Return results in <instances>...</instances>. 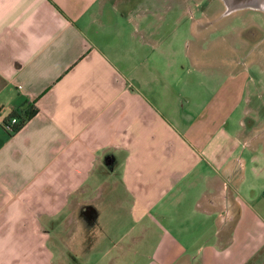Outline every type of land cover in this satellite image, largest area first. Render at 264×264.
I'll return each instance as SVG.
<instances>
[{
  "label": "crops",
  "instance_id": "obj_1",
  "mask_svg": "<svg viewBox=\"0 0 264 264\" xmlns=\"http://www.w3.org/2000/svg\"><path fill=\"white\" fill-rule=\"evenodd\" d=\"M138 10L0 0V264H264V134L247 130L248 109L236 128L218 88L187 96L170 38ZM232 51L231 76L264 42L247 61ZM208 54L185 56L199 68ZM29 106L38 114L10 135Z\"/></svg>",
  "mask_w": 264,
  "mask_h": 264
},
{
  "label": "rangeland",
  "instance_id": "obj_2",
  "mask_svg": "<svg viewBox=\"0 0 264 264\" xmlns=\"http://www.w3.org/2000/svg\"><path fill=\"white\" fill-rule=\"evenodd\" d=\"M131 1L134 7L139 4V12L143 11L146 4L149 5V12L143 17L149 18L142 28L148 25V32L156 33L165 39L170 38V62L173 64L174 61H177L184 65L185 71L182 79L186 80V84H189L187 85L189 90L185 89L186 95L189 97L193 95L190 86H198L199 92L201 83L213 91L218 88L219 98L236 102L235 112H232L235 116L236 128H238V120L243 115V111L248 109V116L245 118L247 130L253 128L257 130L256 133L263 132L264 134V57L262 52L257 51V54L251 58L252 62L253 60L256 62L250 64L248 71L239 70L233 75L234 77L229 75L226 72L227 69L223 67L225 66L223 59H230L233 53L232 49L236 50V58L241 54V58L247 61L244 55L255 44L254 42L248 44L246 35L251 32H260L261 36L264 35V14L257 11L228 13L223 0ZM151 2L155 5L153 6ZM168 7L169 9H167ZM143 15L142 13L141 16ZM139 20L142 21V18ZM200 20H209L210 23H213L212 30L205 32V35L208 36L206 40L195 38L192 34L191 25ZM141 34L142 32L139 33V35ZM223 36L226 37L225 44L221 39ZM251 38L253 39V36ZM198 48L208 50L209 54L205 60L206 63L195 68L186 57V52L194 53ZM243 73L246 77L242 75ZM257 178V175H251L249 180L253 182ZM254 190L264 194V169L259 179L256 180Z\"/></svg>",
  "mask_w": 264,
  "mask_h": 264
},
{
  "label": "trees",
  "instance_id": "obj_3",
  "mask_svg": "<svg viewBox=\"0 0 264 264\" xmlns=\"http://www.w3.org/2000/svg\"><path fill=\"white\" fill-rule=\"evenodd\" d=\"M38 114V109L35 106H29L24 112L14 113L11 118L4 123V127L9 126L12 119H17L18 123L11 128V132L7 131L10 135L16 134L21 131L25 125ZM6 129V128H5Z\"/></svg>",
  "mask_w": 264,
  "mask_h": 264
},
{
  "label": "water",
  "instance_id": "obj_4",
  "mask_svg": "<svg viewBox=\"0 0 264 264\" xmlns=\"http://www.w3.org/2000/svg\"><path fill=\"white\" fill-rule=\"evenodd\" d=\"M228 13L237 12L248 8H256L264 0H223Z\"/></svg>",
  "mask_w": 264,
  "mask_h": 264
},
{
  "label": "flooded vegetation",
  "instance_id": "obj_5",
  "mask_svg": "<svg viewBox=\"0 0 264 264\" xmlns=\"http://www.w3.org/2000/svg\"><path fill=\"white\" fill-rule=\"evenodd\" d=\"M240 11H257L260 14H264V1H262L258 5V7H256V8H248V9H244V10H240ZM251 36H253V39H257V40H253L251 38ZM246 39H247L248 44H249V42L250 43L254 42V44H255V46L253 48H249V51L247 52V54H249L250 52H254L255 50H257L258 44H260V42H264V35L261 36L260 32H258V33H255V32L252 33L251 32L250 34L246 35Z\"/></svg>",
  "mask_w": 264,
  "mask_h": 264
},
{
  "label": "built area",
  "instance_id": "obj_6",
  "mask_svg": "<svg viewBox=\"0 0 264 264\" xmlns=\"http://www.w3.org/2000/svg\"><path fill=\"white\" fill-rule=\"evenodd\" d=\"M17 123H18L17 119H15V118L12 119V120L9 122V126H6V127H5L6 130L9 131V132H11V128H13L14 125L17 124Z\"/></svg>",
  "mask_w": 264,
  "mask_h": 264
}]
</instances>
